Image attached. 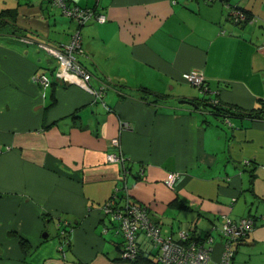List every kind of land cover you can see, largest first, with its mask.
Instances as JSON below:
<instances>
[{
    "label": "crops",
    "instance_id": "1",
    "mask_svg": "<svg viewBox=\"0 0 264 264\" xmlns=\"http://www.w3.org/2000/svg\"><path fill=\"white\" fill-rule=\"evenodd\" d=\"M68 1L106 18L82 28L76 56L91 73V87L103 88L100 99L55 80L56 60L24 43L22 33L0 32V264H130L118 249L122 241L103 232L108 223L100 210L119 184L121 166L104 157L118 152L111 146L116 137L129 171L126 196L147 207L163 237L175 239L179 230L204 236L223 216L264 214V202L254 203L239 175L219 181L202 175L219 151L206 145L224 149L231 140L239 160L264 161V120L220 118L213 131L205 111L173 106L202 94L243 109L262 107L264 0H229L251 15L246 25L232 24L219 1ZM51 9L49 0H0V12L9 10L31 38L66 44L75 25ZM192 70L203 75L204 92L182 80ZM37 74L49 77L50 86L41 88ZM141 87L166 98L144 96ZM198 113L206 117L201 124ZM122 122L130 130L118 135ZM172 172L179 174L174 190L163 183ZM258 180L254 192L264 199V178ZM65 221L70 247L62 258L58 223ZM213 236L217 259L221 241ZM137 241L155 260L157 249L141 234ZM232 264H264V225L256 224Z\"/></svg>",
    "mask_w": 264,
    "mask_h": 264
},
{
    "label": "built area",
    "instance_id": "2",
    "mask_svg": "<svg viewBox=\"0 0 264 264\" xmlns=\"http://www.w3.org/2000/svg\"><path fill=\"white\" fill-rule=\"evenodd\" d=\"M98 1L99 0H95L96 3ZM204 1L210 3L214 0ZM51 4L59 9L64 16L70 18L76 24V26H83L89 21H96L97 23H104L106 21L105 16L97 13L95 9H81L68 4V0H51ZM232 15L238 20H241L244 17L242 13L238 12H232ZM31 42L32 41H24V43ZM36 46L48 55L52 56L58 63L53 74L55 80L66 85L77 86L97 99L101 98V89L95 90L87 84V71L76 59V54L81 53V37L79 35V31H74L70 36L68 43L66 44L54 47L41 42L37 43ZM181 78L183 81L191 85L204 87L202 86L204 82L203 75L198 71L192 70L183 73ZM34 80L41 86V88L49 87L51 84L49 77H47L45 74H37L34 77ZM126 130H130V124L127 122H122L119 126V133ZM111 143V146L117 147L118 152L106 153L105 160L109 163H118L121 166V170L117 179L122 183V187H115V192L120 191L123 188L121 192H123L125 197H127L126 194L128 188L125 181L126 167L124 166L126 159L123 157L122 150H120L121 146L119 138H114ZM178 176V173H168L163 181L164 185L169 189H173V185L178 179ZM120 201L121 200L117 193H114L112 198L102 205L101 209L104 217L107 220L109 219L108 222H110L106 227L103 228V232L107 233L109 231H113L116 236L120 235L122 237V257L124 259L134 260L137 257L138 249L135 242V235L137 231H144L146 235L151 238L152 243L158 247L157 250H160L159 256L156 257V260L159 264H166L167 260L172 261L169 264H189V261L186 260L187 258L182 257L181 253L177 254V256L173 254V247L176 248L177 252L179 253L180 246H177L171 242L170 239H165L161 235L159 225L155 224L149 219L147 207L145 205L140 206L137 204H132L128 202L129 200L123 205H120ZM222 218V223L217 227L219 229V233L224 239L225 244L224 253L220 264H230V257L233 251L232 244L245 235L246 232H250L252 230V222L247 219L232 221L227 217ZM111 223H116L115 229L111 227ZM61 224H64V227L62 230V227L59 228L60 237L67 235V231L65 229L68 227L70 228L71 225L70 223L67 224L66 221L62 222ZM181 234L187 235L188 233ZM209 242H212L211 238H209ZM64 249V242H60L59 250L62 258L65 256ZM191 249L194 248L192 247ZM210 249L211 247L208 244H205V248L199 250L194 249L195 251H204H201V254L196 257L197 261L199 262L195 261L191 264H205ZM205 252H207L206 256Z\"/></svg>",
    "mask_w": 264,
    "mask_h": 264
},
{
    "label": "trees",
    "instance_id": "3",
    "mask_svg": "<svg viewBox=\"0 0 264 264\" xmlns=\"http://www.w3.org/2000/svg\"><path fill=\"white\" fill-rule=\"evenodd\" d=\"M214 1H219L221 4H223L225 6V8H227V10H228L227 11V19L230 22H232V24H234V25H246V24L252 22L253 18L251 17V15L248 14L240 6L229 4V0H214ZM68 4H71L70 1H68ZM73 6H75V5H73ZM52 7L57 9L55 6H52ZM76 7H79V6L76 5ZM92 9H95V8L93 7ZM232 12L242 13L243 16H244L243 19L238 20L235 16L232 15ZM60 13H61V15H63L61 11H60ZM92 22H96V21H89L86 24H84L83 26H76V24L73 22L74 25H75V30L74 31H76V30L79 31V35L81 37V53H82L81 30H82V28L84 26H86L87 24L92 23ZM6 29H9L12 32V36L16 35V34H19V33H22L23 37L21 39H22L23 42L24 41H32L30 44H33L35 46H36L37 43H41L39 41L34 40L28 34H26V32L31 33L30 31H27L26 29H23L22 27L17 25V23L15 22V17L11 14V12L9 10H3L2 12H0V32H3ZM42 43H44V42H42ZM45 44H48V43H45ZM48 45H50V44H48ZM60 45H62V44H60ZM56 46H58V45H56ZM262 47H264V44H262ZM76 56H77V54H76ZM202 86H204V87H199L198 89H200L199 91L204 92L202 90H205V88H207V86L205 84V79H204V82H203ZM139 91L144 96L145 95H147V96L149 95V96L155 97L156 101H159L161 99L166 98V97H163L162 95H158V94L153 93L152 91H150L149 89H147L145 87H141L139 89ZM190 101L194 102V104L196 105V110L205 111L208 115H210L211 117H213L215 119H220V118L225 119L227 121V124L230 123L229 120H231V119L232 120H243V119L246 118V119H249V120H264V103H262V107H259V108L243 109V108H240L238 106L229 105V104H223L220 101H218L216 99H212V98L203 97L201 99L200 98L199 99L198 98L190 99ZM208 123H210V122H208ZM230 141H229L228 145H227V143H226V145H224L223 153L225 154V162L230 163L231 166L234 169H237L238 170V175L240 177L243 176V175L246 177L245 182H246L247 189L245 191L248 192V193H251L255 197L254 199L256 200L254 203L259 205L260 204L259 202H264V199H262L260 196H259V199H258V197L256 196V194L254 192V184H255L256 180L259 178L258 173H257L259 164L257 162H255V160H249V159H245V160L240 159L239 160V158H237V156L235 155L237 145H235V143L230 144ZM126 169H127V167H126ZM178 178H179V176H178ZM117 182L121 183L118 179H117ZM174 185H175V183H174ZM174 185H173V189L172 190H174ZM122 189L120 190V192L122 191ZM112 196L110 198H112ZM118 197L121 200L120 201V205H123L126 201L129 200L128 202H130L132 204H137V205H140V206H142V205L144 206V204L136 203L132 199H130L129 197H125L123 194H120ZM182 207L183 208H188V207H186L184 205H182ZM147 213H148V211H147ZM261 214H256V215L249 214V215H247L245 217H241L239 219H231V218L227 217V218L231 219L232 221H240L242 219H247V220H250L252 222V230L250 232H246L245 235H243L241 238H239L237 241H235L232 244L233 251H232V255L230 257V259H231L230 264L233 263L234 256H235V254L237 252L238 246L241 245L244 242V240L253 232L256 224L264 225V214H262V215ZM148 216H149V219L151 221H153L150 218V214L149 213H148ZM222 220H223V218L221 219V222L218 224V226L222 223ZM155 224H157V223H155ZM214 228H217V226L214 227ZM112 234L114 236H116L114 234V232H112ZM139 234L143 235L156 249H158V247L152 243L151 238L149 236H147L144 231H137L136 235H135V242H136L137 249H138V255H137V257H136V259L134 261L126 260V259H124V260H126L130 264H159L155 257H154L155 260L154 259L150 260L144 254V252L140 249V246H139L138 241H137ZM116 237H121V236L118 235ZM62 240L63 241H61V242L62 243L64 242L65 248H69L70 247V241H69L68 235H65L64 238H62ZM121 241L122 242L119 245H117V246L121 247V248L118 247L119 250H122V247H123V239H122V237H121ZM22 245L24 246L23 243H22ZM156 252H157V250H156Z\"/></svg>",
    "mask_w": 264,
    "mask_h": 264
},
{
    "label": "rangeland",
    "instance_id": "4",
    "mask_svg": "<svg viewBox=\"0 0 264 264\" xmlns=\"http://www.w3.org/2000/svg\"><path fill=\"white\" fill-rule=\"evenodd\" d=\"M51 11H54L55 13H56V18H64L65 20H68L69 18H67L66 16L64 17H62L60 14V11L58 10V9H55V8H53V9H51ZM57 11V12H56ZM20 16H22L21 14H20ZM68 32V31H67ZM66 32V33H67ZM73 34V31L71 32V35ZM57 36V35H56ZM64 35H62L61 37H63ZM53 39H55V38H53ZM57 65H58V63H57ZM189 84V83H188ZM191 85V84H190ZM191 86H194V85H191ZM194 87H197V86H194ZM197 88H199V87H197ZM93 89H95V88H93ZM101 89V96H102V91H103V88H100ZM95 90H98V89H95ZM92 96V95H91ZM92 97H94V96H92ZM204 96H202V94H200V99L201 98H203ZM95 99H97L96 97H94ZM205 98H207V97H205ZM177 103H178V101H177ZM177 103H173V106L175 107V108H177V109H179V110H189L190 109V106L189 105H185V104H183V105H180V104H177ZM195 116H196V119L198 120V123L199 124H201L202 123V120L203 119H206V117L205 116H202L201 114H195ZM208 118V120H211L210 122L212 123V125L210 126V127H208V129L209 130H213L214 128L216 129H219V126H220V121L219 120H217V119H215V118H213V117H210V116H208L207 117ZM127 131V130H126ZM214 131V130H213ZM226 131V130H225ZM118 135H119V132H118ZM211 141H214L213 142V144H216V141H217V139H216V136H212L211 137ZM120 142V141H119ZM121 146V145H120ZM207 147H211V148H214V149H216V148H219V151H216L214 154H215V157H216V162L213 164V166L211 167V170L210 171H208L207 173H202V175H203V177H208V178H217V180L216 181H219L220 179L219 178H221V177H224L225 176V174L227 173V174H229V175H233V174H236V175H238V170L237 169H234L232 166H231V164L230 163H227V162H225V154L223 153V145H206ZM261 151V149H259V151L258 152H260ZM249 155H250V152L249 151H247L245 154H244V157L245 158H250L249 157ZM105 157V156H104ZM258 161V164H259V166H258V170H257V173H258V176H259V180H258V182L257 183H259V181L262 179V178H264V171H262V170H264V161H261V160H257ZM105 162H107L106 160H105ZM107 163H109V162H107ZM117 165H119L118 163H116ZM225 166V167H224ZM205 170H206V168H205ZM207 171V170H206ZM119 172H120V170H119ZM201 172H202V170H201ZM128 173H129V171L126 169V176H125V180H126V177L128 176ZM119 174V173H118ZM198 177H201V176H198ZM202 177V178H203ZM242 181H243V185H241L243 188H246V182H245V180H246V177L243 175V176H241V177H239ZM211 183H213V185H215L216 184V182H215V180H209ZM119 187H122V183H119L118 184V188ZM114 193H117V195L119 196L120 194H123L124 196H125V194L124 193H122V192H120V191H117V192H115V189H114V192H113V194ZM112 194V195H113ZM244 196H246V197H248V194H244ZM239 201H242V198L240 197L239 198ZM259 206V205H258ZM100 210H101V212H102V209L100 208ZM253 212H254V210H253ZM262 215V214H261ZM102 216L104 217V214H103V212H102ZM223 217H227V216H223ZM109 220V219H108ZM108 220L106 219V221H107V223L109 224L110 222H108ZM67 222V224H69L70 222L69 221H66ZM61 223H58V230H59V228L61 227V225H60ZM174 226H176V224L174 225ZM111 227L113 228V229H115L116 228V223H111ZM218 227V226H217ZM181 233H188L187 235H183V234H181ZM214 233H216V236H218L217 238H219L220 239V243H219V246L220 247H222V248H220V251H219V255H218V257H217V259H214V258H212V254L214 253V251H215V237L213 236V234ZM116 239H119V240H121V237H116V236H114ZM165 238V237H164ZM209 238H211L212 239V242L210 243L209 242ZM165 239H170V241L171 242H173L174 244H176L177 246H180V250H179V253L177 252V250H176V248H174L173 247V254L174 255H176L177 256V254H180L181 253V255H182V257H186L187 259L186 260H188L189 261V264H191V263H193V262H195V261H197V259H196V257L198 256V255H200L201 254V251H204V250H200V251H195L194 249H196V250H199V249H202V248H205V244H208L210 247H211V249H210V251H209V255H208V258H207V260H206V262H205V264H220L221 263V259H222V256H223V253H224V239H223V237L221 236V234L219 233V229L218 228H212L209 232H207L204 236H198V235H195L194 233H192L191 231H185V230H179L178 231V234H177V238H175V239H173V238H165ZM62 240L60 239V237L58 236V251L60 252V250H59V243L61 242ZM194 248V249H191V248ZM191 249V250H190ZM190 250V251H189ZM189 251V252H188ZM206 253L207 252H205V256H206ZM159 254H160V250L158 251L157 250V252L155 253V258L157 257V256H159ZM60 255H61V253H60ZM136 259V258H135ZM134 259V260H135ZM205 259H206V257H205ZM204 259V260H205ZM134 260H131V261H134ZM170 262H172V261H170V260H167V263L166 264H169ZM197 262H199V261H197ZM198 264H200V263H198Z\"/></svg>",
    "mask_w": 264,
    "mask_h": 264
},
{
    "label": "water",
    "instance_id": "5",
    "mask_svg": "<svg viewBox=\"0 0 264 264\" xmlns=\"http://www.w3.org/2000/svg\"><path fill=\"white\" fill-rule=\"evenodd\" d=\"M179 103L180 104H188V105H191V106H196L195 104H194V102H192V101H190V100H188V99H182L181 101H179Z\"/></svg>",
    "mask_w": 264,
    "mask_h": 264
},
{
    "label": "bare ground",
    "instance_id": "6",
    "mask_svg": "<svg viewBox=\"0 0 264 264\" xmlns=\"http://www.w3.org/2000/svg\"><path fill=\"white\" fill-rule=\"evenodd\" d=\"M50 2V5L51 4V0L49 1ZM53 6V5H52ZM76 7V6H75ZM79 8V7H78ZM81 9H88L89 7H80ZM87 71V70H86ZM87 76H88V81H87V84L90 85L89 81H90V78H91V73L89 71H87ZM91 86V85H90ZM82 89V88H81Z\"/></svg>",
    "mask_w": 264,
    "mask_h": 264
}]
</instances>
